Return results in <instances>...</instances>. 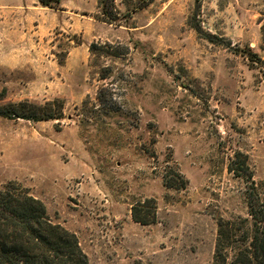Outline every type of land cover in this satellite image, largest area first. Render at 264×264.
Masks as SVG:
<instances>
[{
  "label": "rangeland",
  "instance_id": "rangeland-1",
  "mask_svg": "<svg viewBox=\"0 0 264 264\" xmlns=\"http://www.w3.org/2000/svg\"><path fill=\"white\" fill-rule=\"evenodd\" d=\"M103 2L0 0L2 104L64 105L0 116V192L41 201L88 264H213L219 220L248 217L237 152L264 183V0H114L118 24Z\"/></svg>",
  "mask_w": 264,
  "mask_h": 264
},
{
  "label": "trees",
  "instance_id": "trees-1",
  "mask_svg": "<svg viewBox=\"0 0 264 264\" xmlns=\"http://www.w3.org/2000/svg\"><path fill=\"white\" fill-rule=\"evenodd\" d=\"M62 1L39 0L47 7L60 6ZM113 3L114 0H104L103 21L118 24L126 18ZM195 29L201 32L199 28ZM101 47L94 43L90 50L93 54L103 53ZM1 101L0 116L32 121L63 117L61 109L64 105L59 100L45 105L29 101L2 104ZM229 171L237 177L246 175L248 217L219 220L213 264H264V183L257 184L253 180L248 156L242 152L236 153ZM166 186L184 189L187 181L181 176L177 181L166 179ZM137 209L133 210L137 222H152L149 217L138 215ZM0 264H88V257L74 233L47 218L41 201L19 190L6 188L0 192Z\"/></svg>",
  "mask_w": 264,
  "mask_h": 264
}]
</instances>
